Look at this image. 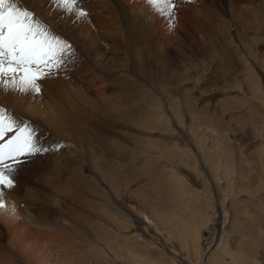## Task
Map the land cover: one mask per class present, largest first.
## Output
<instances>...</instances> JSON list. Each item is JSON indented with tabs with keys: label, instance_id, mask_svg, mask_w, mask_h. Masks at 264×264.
I'll use <instances>...</instances> for the list:
<instances>
[{
	"label": "rangeland",
	"instance_id": "obj_1",
	"mask_svg": "<svg viewBox=\"0 0 264 264\" xmlns=\"http://www.w3.org/2000/svg\"><path fill=\"white\" fill-rule=\"evenodd\" d=\"M188 1L175 0L170 26L147 0H78L76 6L87 12L86 19L66 13L55 0H20L35 17L37 10L45 16L51 31L71 44L75 56L77 52L81 56L75 71L56 72L52 77L64 75L66 81L81 84L88 96L95 92L96 98L112 102L120 111L137 99V111L147 117L144 125H129L112 116L108 131L113 144H100L96 150L103 161L109 160L111 168L123 167L121 176L138 166L146 168V184L139 185V178L129 175L130 184L118 198V204L132 213L126 216L124 212V216L130 235L141 236L143 249H138L151 259L160 256L165 264H224L227 259L264 264V43L260 48L254 42L251 47H241L245 43L242 36L249 40L254 33L261 34L264 42V9L250 12L255 5L264 6V0L255 4L240 1V7L230 5L229 0ZM231 7L235 8L233 14ZM221 24L226 35L236 38V44L225 43V35L216 33ZM257 24L259 30L253 29ZM72 36L80 43L77 52ZM93 41L98 64L95 73L90 61ZM248 72H253L254 80ZM168 95L177 102L169 112L164 104ZM197 111L208 114V119L201 120ZM158 114L164 122L160 126L166 130L155 128ZM155 144L161 146L157 151L150 148ZM30 171L15 174V188L20 192L37 186L36 172ZM173 173L183 177L181 188H174ZM135 192L143 193L148 202L140 201ZM108 207L100 202L96 213L106 217ZM191 213L196 214L186 222L177 218ZM143 215L150 221L144 222ZM12 219L0 214V225L10 224ZM136 219H140L138 224ZM251 219H259L252 230L256 238L242 232ZM186 223L202 235L201 255L192 253V241H185ZM80 241L86 242V238ZM110 241L100 240V256L92 264H135L114 256ZM249 246L253 251L247 250ZM90 250L82 255L85 260ZM48 254L46 258L39 255L38 264L80 263L72 254L64 258L67 262L55 253ZM80 264H88V260Z\"/></svg>",
	"mask_w": 264,
	"mask_h": 264
},
{
	"label": "bare ground",
	"instance_id": "obj_2",
	"mask_svg": "<svg viewBox=\"0 0 264 264\" xmlns=\"http://www.w3.org/2000/svg\"><path fill=\"white\" fill-rule=\"evenodd\" d=\"M192 1L189 0L188 3ZM240 1L247 4H255L263 0H229L230 5L231 3L238 4ZM238 5L237 8L239 10L240 5L239 7ZM20 6L26 9L29 8L23 2H20ZM263 9L264 6L255 5L250 12L252 10L260 12ZM234 10L233 8L231 9L232 14ZM243 12L247 11L243 9ZM39 13L37 10L36 18L46 25H51V22ZM237 15L240 16V13H237ZM224 24L217 26L216 33L225 35V43L230 42V45H234L232 44L233 42L236 44V38L225 34L227 32L224 31ZM258 25H255L253 29L256 30ZM132 26L134 31V33L132 31V34L135 35L137 33V30L134 29L135 24L133 23ZM257 29L259 30V28ZM260 35L254 33L249 40L242 36L245 43L241 47H251L250 42L257 43L259 48L262 47L264 42L261 41ZM263 35L264 33H262ZM72 37L75 40L77 52L80 49V43L78 38ZM91 48L94 50V55L90 58L93 66L91 70L95 73L94 67H97L98 64H96L94 41ZM76 54L74 62L70 60L64 69L57 72L70 70L72 73L75 71L76 67L80 64L79 59L81 58L79 52ZM138 59L139 57L136 60L140 63ZM248 73L250 79L254 80L253 72ZM40 83L42 85V92L38 95H34L31 92L21 94L16 91H4L0 89V107L7 110L18 123L28 124L34 129L37 141L45 148L50 149L46 154H39L33 159L25 160L18 168V170L23 171H27V169H31L30 172L35 171V184L37 186L25 188L21 192L14 187L11 193H9L10 191L4 193L5 202L6 200L15 202L18 218L10 220V224L8 225L5 223L3 226L0 225V264H38L40 262L38 260L39 255L46 258L48 257L46 256L47 252L50 255L53 253L57 254V257L60 259L71 257L72 254V257H75L80 263L88 260V264H92L93 259L100 256L101 248L98 247L100 240L107 238H111V241L113 240L114 245H112L111 241L110 243L114 256L117 255L135 264H165V261L160 256L157 259H151L152 256H148L147 252L138 249L141 236L140 234L130 235V225L127 222L128 218L126 219V216H132V213L124 209L121 204H118L120 202L118 198L126 191L130 184L129 175L138 177L137 182L139 185L146 184L144 178L146 168L138 166L133 170L131 169L129 175L125 173L121 176L119 172L123 167L111 168L108 164L109 160L103 161L96 153L100 144L104 146L113 144L111 142L114 141L111 139V132L108 131L113 122L112 116H117L123 123L129 125H144L146 123L147 117H144L142 113L137 111L138 100L131 101L132 103H129L128 107H123L122 111H120L113 106L112 102L96 98L95 92L92 96H88L82 89L81 84L66 81L64 75L59 74L58 77L46 78L40 81ZM189 90H193L192 86ZM164 101L168 112L177 105L176 100L172 99L169 95ZM197 112L201 115V120L208 119V114L205 112ZM164 116L168 119L166 113ZM155 119L159 121V124L155 128L158 130L167 129L160 126V124H164L162 122L163 117L160 114L155 116ZM146 128L149 130V127L146 126ZM56 145H60V147L57 149ZM159 147H161L160 144H155V147L153 145L150 146V148H154L155 150ZM164 148L162 151H164ZM207 156L209 157V153ZM186 164L183 165L187 167ZM175 167L176 165L173 168L175 169ZM173 174V177L170 175L172 181L175 179L173 181L175 183L174 188H181L183 184L181 178L183 177L176 173ZM14 178L16 179V176ZM155 179L157 178L155 177ZM101 180L106 182L104 186L109 189V192L104 189V182ZM151 183H155V180H151ZM145 184L144 186L146 187ZM162 185L163 182L161 183ZM101 188L102 192L99 191ZM12 194L17 195L12 197ZM134 194L137 195L140 201L144 203L148 202L143 193L135 192ZM18 197L19 200L17 201ZM100 202L108 203L109 209L107 210L109 211H107L106 217L96 213ZM150 206H153L152 202ZM195 208L197 213L198 208ZM195 208L192 212L195 211ZM122 210L125 211L122 212ZM124 212L127 214L126 216H124ZM196 213H191L188 217L185 214H178L177 218H184L183 221L186 222L189 217L193 218ZM141 219H144V222L146 220L150 221V218L146 215H143ZM183 221L177 220V223L182 225ZM207 221L208 218L206 217ZM139 222L140 219L139 221L136 219V223L138 224ZM258 222L259 219L248 220L247 226L242 230L243 234L256 238L257 235L252 230ZM186 225L188 224L186 223ZM105 226H107L106 230L104 229ZM202 227H207V224L202 225ZM82 237L86 238V242L82 241L81 243ZM4 241H6L5 244ZM185 241L193 242V254H202V235L199 231L194 230L192 225H188ZM86 245L88 246L87 249H85ZM108 247L107 249H110ZM89 248L93 254L87 252L88 259L85 260L82 255ZM247 250L253 251V248L249 246ZM67 261L65 260V262ZM224 264L243 263L227 259Z\"/></svg>",
	"mask_w": 264,
	"mask_h": 264
},
{
	"label": "snow or ice",
	"instance_id": "obj_3",
	"mask_svg": "<svg viewBox=\"0 0 264 264\" xmlns=\"http://www.w3.org/2000/svg\"><path fill=\"white\" fill-rule=\"evenodd\" d=\"M55 2L66 13L87 18V12L76 6L78 0ZM147 3L166 17L171 26L175 0H147ZM74 58L71 44L21 7L20 0H0V89L38 95L42 92L40 81L64 69ZM48 151L37 141L34 129L18 123L0 107V207L6 204L4 191L14 189V177L23 162Z\"/></svg>",
	"mask_w": 264,
	"mask_h": 264
},
{
	"label": "clouds",
	"instance_id": "obj_4",
	"mask_svg": "<svg viewBox=\"0 0 264 264\" xmlns=\"http://www.w3.org/2000/svg\"><path fill=\"white\" fill-rule=\"evenodd\" d=\"M0 214H6L10 218H18L15 202L9 201L4 207H0Z\"/></svg>",
	"mask_w": 264,
	"mask_h": 264
}]
</instances>
